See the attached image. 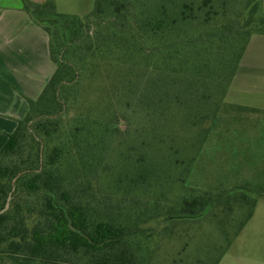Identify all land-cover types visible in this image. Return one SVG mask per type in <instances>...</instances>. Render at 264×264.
<instances>
[{
    "label": "trees",
    "instance_id": "obj_1",
    "mask_svg": "<svg viewBox=\"0 0 264 264\" xmlns=\"http://www.w3.org/2000/svg\"><path fill=\"white\" fill-rule=\"evenodd\" d=\"M21 1L55 72L0 150V264H163L159 241L217 207L186 183L232 120L260 1L96 0L83 19ZM256 199L241 195L250 210L214 264Z\"/></svg>",
    "mask_w": 264,
    "mask_h": 264
},
{
    "label": "rangeland",
    "instance_id": "obj_2",
    "mask_svg": "<svg viewBox=\"0 0 264 264\" xmlns=\"http://www.w3.org/2000/svg\"><path fill=\"white\" fill-rule=\"evenodd\" d=\"M52 1L57 14L83 19L93 11L96 0H56L57 5L55 0ZM262 4L260 8L264 12V0ZM239 113L234 109L227 114L232 120L222 122L223 138L216 142V136L211 135L186 183L188 188L195 190V194H218L217 207L200 220L176 224L173 235L159 241L157 257L163 264H172L173 260L178 261L186 255L189 264H194L196 257L202 261L201 264H214L227 246L226 235L233 236L250 210L249 205L241 200V195L256 199V191L261 186L248 187L246 183H260L264 174V121H255L253 139L246 147L237 148L238 140L232 138V133L241 129L240 133L244 129V123H240L243 127L240 128L233 120V116H240ZM245 129L251 130V127ZM229 194H235L230 203L227 201ZM256 212V219L233 240L218 264H264V203H260Z\"/></svg>",
    "mask_w": 264,
    "mask_h": 264
},
{
    "label": "crops",
    "instance_id": "obj_3",
    "mask_svg": "<svg viewBox=\"0 0 264 264\" xmlns=\"http://www.w3.org/2000/svg\"><path fill=\"white\" fill-rule=\"evenodd\" d=\"M30 1L39 4L47 0ZM259 1L260 7L263 6V0ZM54 72L46 31L32 21L21 0H0V150L15 131L17 122L26 116L28 101L39 97ZM224 102L240 112L239 117L233 116L238 127L243 128L240 123H244V129L251 127V130L243 129L238 133L239 129L232 133V138L238 140L236 147H246L254 136V122L264 121V35L251 36ZM246 185L261 186L256 196L264 194V174L260 183L247 182ZM260 203H264V197L256 199L246 225L256 219Z\"/></svg>",
    "mask_w": 264,
    "mask_h": 264
}]
</instances>
